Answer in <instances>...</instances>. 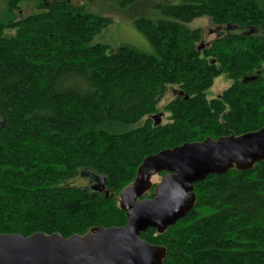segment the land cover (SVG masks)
Here are the masks:
<instances>
[{"label": "trees", "instance_id": "16d2710c", "mask_svg": "<svg viewBox=\"0 0 264 264\" xmlns=\"http://www.w3.org/2000/svg\"><path fill=\"white\" fill-rule=\"evenodd\" d=\"M137 0H124L123 6ZM0 234L84 236L121 228L116 197L144 159L183 144L264 128V0L160 3L135 30L152 52L93 39L112 24L72 0H0ZM207 18L219 33L198 50ZM240 31L231 33L229 28ZM224 75L217 98L205 92ZM174 100L157 124L168 88ZM105 179L102 192L81 176ZM168 174V173H167ZM141 199H152L146 194ZM188 214L139 238L163 247V264H264V161L194 185Z\"/></svg>", "mask_w": 264, "mask_h": 264}, {"label": "water", "instance_id": "95a60500", "mask_svg": "<svg viewBox=\"0 0 264 264\" xmlns=\"http://www.w3.org/2000/svg\"><path fill=\"white\" fill-rule=\"evenodd\" d=\"M204 47L199 46L198 50ZM264 161V128L236 138L183 144L143 160L132 184L119 194L127 223L121 228H99L84 236L35 233L29 237L0 234V264H163L165 249L139 238L148 229L163 233L192 209L194 185L210 175L236 168L247 170ZM168 173L150 200H141L150 189L149 180ZM98 181L102 192L105 179Z\"/></svg>", "mask_w": 264, "mask_h": 264}, {"label": "rangeland", "instance_id": "374dc122", "mask_svg": "<svg viewBox=\"0 0 264 264\" xmlns=\"http://www.w3.org/2000/svg\"><path fill=\"white\" fill-rule=\"evenodd\" d=\"M124 0H72L75 5H84L86 10L90 13L110 17L112 24L100 32L94 39L93 44H104L111 48L117 46H130L136 48L142 52L150 53L152 48L149 42L139 34L133 25V21L139 17L157 18L156 10L154 7L160 3L177 4L178 0H137L133 4H128L126 7L122 5ZM6 6L3 2H0V22H5L7 19ZM190 29H200L202 32V41L199 46L209 47L210 43L217 38L219 33L224 30H216L209 19L202 18L193 21L188 25ZM231 33L237 34L240 31L234 27L229 28ZM251 35H263L264 32L259 29L249 30ZM231 82L227 80L224 75L217 77L213 85L205 92L207 100L217 98L225 89L230 86ZM178 89L176 87L168 88L166 94L157 105L158 113L153 118V121L157 124H166L169 122V114L166 113L163 108L172 100L175 99ZM167 173L161 172L152 176L149 180L150 188L153 185L151 191H149L145 197L152 195L155 188L164 181ZM134 182V181H133ZM88 181L81 176L80 179H76V185H85ZM146 200V199H141ZM148 200V199H147ZM117 204L120 206V197H116Z\"/></svg>", "mask_w": 264, "mask_h": 264}, {"label": "flooded vegetation", "instance_id": "af4514ba", "mask_svg": "<svg viewBox=\"0 0 264 264\" xmlns=\"http://www.w3.org/2000/svg\"><path fill=\"white\" fill-rule=\"evenodd\" d=\"M98 181H96V179L91 178V180L88 181V185L89 188L93 189V188H97L98 187Z\"/></svg>", "mask_w": 264, "mask_h": 264}]
</instances>
